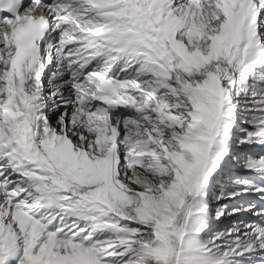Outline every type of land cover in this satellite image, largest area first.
Here are the masks:
<instances>
[{
	"label": "snow or ice",
	"instance_id": "6c2138e0",
	"mask_svg": "<svg viewBox=\"0 0 264 264\" xmlns=\"http://www.w3.org/2000/svg\"><path fill=\"white\" fill-rule=\"evenodd\" d=\"M0 264H264V0H0Z\"/></svg>",
	"mask_w": 264,
	"mask_h": 264
}]
</instances>
